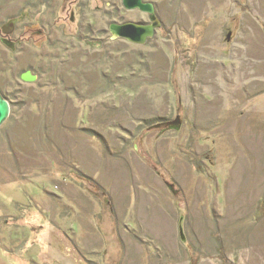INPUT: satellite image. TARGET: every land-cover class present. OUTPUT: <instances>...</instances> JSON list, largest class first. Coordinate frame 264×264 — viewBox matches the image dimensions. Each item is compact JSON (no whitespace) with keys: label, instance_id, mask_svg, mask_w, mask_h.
Returning a JSON list of instances; mask_svg holds the SVG:
<instances>
[{"label":"rangeland","instance_id":"1","mask_svg":"<svg viewBox=\"0 0 264 264\" xmlns=\"http://www.w3.org/2000/svg\"><path fill=\"white\" fill-rule=\"evenodd\" d=\"M152 1L0 0V264H264V0Z\"/></svg>","mask_w":264,"mask_h":264},{"label":"water","instance_id":"2","mask_svg":"<svg viewBox=\"0 0 264 264\" xmlns=\"http://www.w3.org/2000/svg\"><path fill=\"white\" fill-rule=\"evenodd\" d=\"M123 5L127 10H140L149 15L150 22H126V23H112L110 25V33L112 39H124L130 43L145 45L149 39L154 38L158 30L163 28V22L159 18L157 8L152 0H123ZM16 20L10 21L4 27L6 35H12L15 30ZM7 29V30H6ZM4 43L10 48H14V43L5 40ZM26 81H35L36 77L32 76L30 72L23 75ZM11 112V104L7 97L0 91V127L7 121ZM178 118L177 123H179Z\"/></svg>","mask_w":264,"mask_h":264},{"label":"flooded vegetation","instance_id":"3","mask_svg":"<svg viewBox=\"0 0 264 264\" xmlns=\"http://www.w3.org/2000/svg\"><path fill=\"white\" fill-rule=\"evenodd\" d=\"M4 27V26H3ZM4 29V28H3ZM2 30H0V33H1V39L2 41L4 42L5 40H8L9 42L11 43H14V46H16V40L13 39V34L12 35H6L5 32ZM7 30V29H6Z\"/></svg>","mask_w":264,"mask_h":264}]
</instances>
